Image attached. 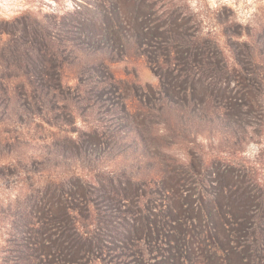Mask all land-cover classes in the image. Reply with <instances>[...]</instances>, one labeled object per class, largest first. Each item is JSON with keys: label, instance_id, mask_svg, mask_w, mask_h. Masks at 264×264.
<instances>
[{"label": "rangeland", "instance_id": "rangeland-1", "mask_svg": "<svg viewBox=\"0 0 264 264\" xmlns=\"http://www.w3.org/2000/svg\"><path fill=\"white\" fill-rule=\"evenodd\" d=\"M0 264H264V0H0Z\"/></svg>", "mask_w": 264, "mask_h": 264}, {"label": "trees", "instance_id": "trees-1", "mask_svg": "<svg viewBox=\"0 0 264 264\" xmlns=\"http://www.w3.org/2000/svg\"><path fill=\"white\" fill-rule=\"evenodd\" d=\"M177 37V38H176ZM168 39H172L173 41H177L178 43L180 44H184L185 47H187L191 53H196L198 52L197 51V46H194V43H196V40H192L191 38L188 37L187 34L185 33H182L178 36H175L174 35H169L168 36ZM201 57L200 60H194L193 57L191 58L189 56L188 58V61H187V67H186V71L188 73V77H192L193 79L194 78H202V79H209L211 78L209 81H208V90L210 91L209 95H207V98L205 99V102H208V101H211V100H216L217 98H219L220 96V92H224L227 90V87H229V84L228 82H222L224 80H222L223 78H220L219 80H214V77L210 76L209 74H206L204 71L208 70V71H212V67H213V64H211L208 60L210 59L209 56H207L206 54H202V53H198ZM52 56L56 57V53H52L51 54ZM176 57V58H175ZM174 58L175 59H180V57H177V55L175 56ZM190 59V60H189ZM29 63V62H28ZM175 65V68H173L174 70L177 68L176 65L177 64H174ZM215 68H219V65H214ZM198 75H201L200 76H197ZM36 76L33 75L31 77H28V82L26 83V85H30L31 87L33 86H37L36 82ZM222 80V81H221ZM245 80L244 78V75H241L239 78H238V81L239 83L240 82H243ZM35 248V247H34ZM33 247L31 248V250H35ZM125 255H128L127 253ZM32 257H34V255H32Z\"/></svg>", "mask_w": 264, "mask_h": 264}]
</instances>
